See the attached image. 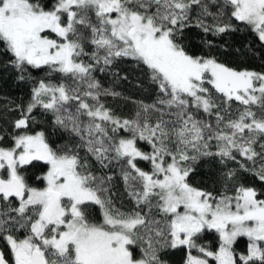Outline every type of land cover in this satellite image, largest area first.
<instances>
[{
	"label": "snow or ice",
	"instance_id": "obj_1",
	"mask_svg": "<svg viewBox=\"0 0 264 264\" xmlns=\"http://www.w3.org/2000/svg\"><path fill=\"white\" fill-rule=\"evenodd\" d=\"M256 44L264 0H0V264H264Z\"/></svg>",
	"mask_w": 264,
	"mask_h": 264
},
{
	"label": "trees",
	"instance_id": "obj_2",
	"mask_svg": "<svg viewBox=\"0 0 264 264\" xmlns=\"http://www.w3.org/2000/svg\"><path fill=\"white\" fill-rule=\"evenodd\" d=\"M197 35L198 34L195 32L190 33V39L192 40L193 45H196L198 43V39L196 38ZM242 42H244L242 36H237L235 38V43L237 46H239ZM246 42L251 43V38L249 37ZM253 46L255 48V53H249L248 55L243 57L230 55L228 57L229 61L234 64L247 66L258 71L261 70L262 68H264V64H262V61H264V48H261L258 44ZM127 92L134 97H138L141 95V93L137 92L136 90H127ZM26 96L27 88L17 86L11 76L7 74H0V100L5 97H10L18 100L20 97L26 98ZM117 103L122 104L123 102L117 101ZM128 107H130V105ZM51 139L53 142H62L63 137L61 134L53 132ZM207 171L208 170L206 168H201L200 172L193 177V183L200 184L202 182H206Z\"/></svg>",
	"mask_w": 264,
	"mask_h": 264
}]
</instances>
